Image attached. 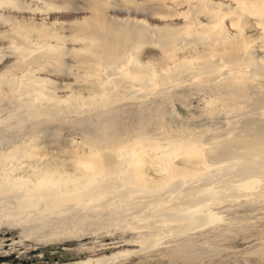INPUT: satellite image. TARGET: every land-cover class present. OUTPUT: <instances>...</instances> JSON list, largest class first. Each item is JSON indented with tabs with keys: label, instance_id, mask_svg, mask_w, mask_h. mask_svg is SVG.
I'll return each instance as SVG.
<instances>
[{
	"label": "bare ground",
	"instance_id": "6f19581e",
	"mask_svg": "<svg viewBox=\"0 0 264 264\" xmlns=\"http://www.w3.org/2000/svg\"><path fill=\"white\" fill-rule=\"evenodd\" d=\"M182 1L187 6L188 21L183 28H170L159 36L163 58L154 72L143 70L138 79L125 74L131 61L125 49L124 53L99 54V66L93 73V82L101 93L108 91L106 95L112 98L120 93L131 95L141 107L140 114L149 111L159 116L162 122L157 132L146 133L145 124L137 131L124 125L119 129L114 123L118 110L111 99L114 102L102 100L88 111L94 116L88 155H94L96 160L91 161L99 164L97 168L86 161L85 165L84 160H77L73 172L67 167L62 172L54 168L56 164L39 168L45 167L44 155L35 157V153L22 159L17 153L22 151H17L14 143L5 146L0 142V191L10 192L11 196L6 192L4 195L13 196L16 206L49 216L48 222L55 229L65 224L78 229L86 224L91 228L103 226L107 231L125 228L127 211L140 217L147 209L157 222L181 224L182 232L211 223L228 197L264 199V0H235L227 4L225 11L219 7L209 11L200 0ZM200 16L204 21L199 20ZM251 31H256V37L249 35ZM131 35L139 41L148 38L144 32ZM111 79L113 84L109 85ZM25 85L8 100L3 98L0 86V122L14 115L35 118L46 110L38 101L43 99L36 89L37 80ZM181 88L192 89L203 106L181 112L170 102L172 94ZM60 103L49 104L57 118L64 111ZM27 150H23L25 154ZM143 150H147L150 160L143 159ZM14 151L20 157L18 162L2 161V156ZM194 156L197 159H192ZM147 161L154 177L143 171ZM26 170L35 173L37 181L24 179L22 173ZM55 181L63 182V186ZM52 232L56 236L61 233ZM4 242L2 239L0 246L7 248L17 243L12 238ZM122 255L91 257L76 263L108 264Z\"/></svg>",
	"mask_w": 264,
	"mask_h": 264
},
{
	"label": "rangeland",
	"instance_id": "374dc122",
	"mask_svg": "<svg viewBox=\"0 0 264 264\" xmlns=\"http://www.w3.org/2000/svg\"><path fill=\"white\" fill-rule=\"evenodd\" d=\"M200 1L209 11L217 7L225 11L227 4L235 2ZM186 11L187 6L182 0L0 2L2 96L8 100L12 98V94L21 92L23 86H26L25 83L37 80L36 89L44 100L38 101L42 102L46 109L35 118L14 115L0 122V139H7L0 142H4L5 146L14 143L12 146L16 145L17 151H22L2 156V161L16 162L20 157L36 153L33 156L44 155L42 164L45 167L40 165L39 168H53L56 164L54 168L62 169V172L67 168L68 171L69 168L72 169L69 172H73L77 168V160H84V164L86 161V164L97 168L99 164L93 163L96 160L94 155H88L94 131V116L89 115L88 111L99 105L102 100H115L114 107L118 110V119H114V123L119 129L122 128L121 125L130 130L139 129L145 124L146 133H156L158 124L162 122L161 118L150 114L149 111L140 114L141 107L131 95L120 93L112 98L106 95L108 91L101 93L93 82L94 68L99 66L96 60L102 52L107 55L114 54V51L122 53L126 49L131 61L125 69L123 68L125 74L138 79L147 71L154 72L163 58L159 36L166 33V30L183 28L188 21ZM199 20L204 21V18L200 16ZM138 32H144L148 38L145 41L134 40L131 34ZM249 35L256 37L257 33L251 31ZM111 80L109 85L113 84ZM101 86L108 87V84ZM56 101H61L59 105L64 110L61 118L55 117L51 109ZM170 102L181 108V112L198 110L203 106L194 91L188 88L176 90ZM111 108L114 110L113 106ZM25 149H28L26 154L23 151ZM32 150L35 151L31 152ZM16 152L20 154L19 158ZM143 152V159L148 157L147 160H150L147 150ZM192 159H197V156ZM149 165L150 161L145 162L143 171L146 170L149 176L154 177ZM24 172V179L37 181L35 173L28 170ZM53 183L63 186L61 181ZM255 186L256 184L251 189ZM5 192L11 196L10 192ZM5 192L0 191V243L2 239L7 243L8 238L17 243L11 248L0 246L1 264H77L91 257L115 253L123 255L108 264H264V199L236 195L228 197V200H224L222 208L217 210L219 212L211 223L193 231L181 232L184 227L180 229L181 224L177 222H157L151 210L147 209L143 210L142 214L139 213L140 217L127 211L126 216L129 217L125 218L128 223L124 222L125 218L123 221L126 223L125 228L112 227L107 231L103 226L94 225L91 228L86 224L79 225V230L68 224L55 229L49 224L50 221L48 222L49 216L19 208L15 198L4 195ZM239 192L243 195V192ZM60 228H63L62 231ZM53 230L63 233L56 236L57 234H52Z\"/></svg>",
	"mask_w": 264,
	"mask_h": 264
},
{
	"label": "water",
	"instance_id": "95a60500",
	"mask_svg": "<svg viewBox=\"0 0 264 264\" xmlns=\"http://www.w3.org/2000/svg\"><path fill=\"white\" fill-rule=\"evenodd\" d=\"M10 258H6V260H9Z\"/></svg>",
	"mask_w": 264,
	"mask_h": 264
}]
</instances>
